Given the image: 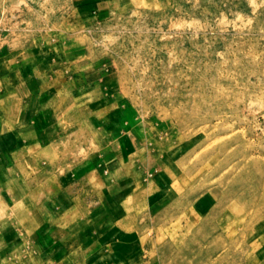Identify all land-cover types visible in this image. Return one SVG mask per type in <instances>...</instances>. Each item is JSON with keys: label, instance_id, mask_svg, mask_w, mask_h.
Wrapping results in <instances>:
<instances>
[{"label": "rangeland", "instance_id": "rangeland-1", "mask_svg": "<svg viewBox=\"0 0 264 264\" xmlns=\"http://www.w3.org/2000/svg\"><path fill=\"white\" fill-rule=\"evenodd\" d=\"M36 45L86 76L91 121L43 168L107 176L104 130L134 178L89 264H264V0H0V48ZM9 228L0 264H40Z\"/></svg>", "mask_w": 264, "mask_h": 264}, {"label": "crops", "instance_id": "crops-1", "mask_svg": "<svg viewBox=\"0 0 264 264\" xmlns=\"http://www.w3.org/2000/svg\"><path fill=\"white\" fill-rule=\"evenodd\" d=\"M56 57L49 45L0 48V241L8 237L5 228L20 227L40 264H57L58 258L89 264L83 254L88 240L120 225L130 213L128 186L134 178L111 162L117 156L109 147L112 140H104V130L99 152L106 160L107 176L90 170L73 178L43 168L72 118L78 117L81 133L90 132L89 103L82 100L86 76L62 74ZM96 123L98 134L101 120ZM116 128L113 122L108 132L118 134ZM119 205H124L120 214L115 212ZM18 234L12 232L11 237ZM10 243L17 241L6 246Z\"/></svg>", "mask_w": 264, "mask_h": 264}]
</instances>
